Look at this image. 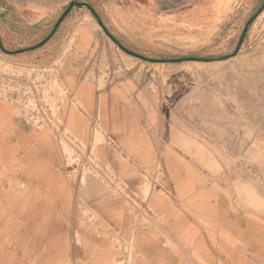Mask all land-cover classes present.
Returning <instances> with one entry per match:
<instances>
[{"label": "crops", "instance_id": "1", "mask_svg": "<svg viewBox=\"0 0 264 264\" xmlns=\"http://www.w3.org/2000/svg\"><path fill=\"white\" fill-rule=\"evenodd\" d=\"M69 20L41 46L48 21L32 34L15 31L23 28L18 22L13 29L3 26L9 29L8 41H19L5 49L22 52L1 53L25 68L47 67L61 59V81L79 104L62 107L64 127L83 137L87 117L97 119L105 137L99 146L100 165L109 166L132 196L146 174L161 170L164 186L157 191L163 196L138 202L140 209L130 213L119 200L104 196L91 177L83 183V174L67 166L56 139L15 121L13 109L5 105L11 111L0 140V264L67 259L72 264H110L113 240H129L133 232L134 264H264L261 219L237 211L229 193L210 185L212 178L195 161L169 145L160 148L151 132L161 123L144 101L139 74L111 77L101 90L88 78L90 69L110 54L104 36L82 27L75 40L78 54L62 58L72 32ZM141 213L149 227L139 224Z\"/></svg>", "mask_w": 264, "mask_h": 264}, {"label": "rangeland", "instance_id": "2", "mask_svg": "<svg viewBox=\"0 0 264 264\" xmlns=\"http://www.w3.org/2000/svg\"><path fill=\"white\" fill-rule=\"evenodd\" d=\"M72 1L91 6L118 44L145 60L125 53L112 42L86 8H73L62 21L70 18L72 26L62 58L78 54L75 40L77 33L84 31L82 27L100 32L110 54L90 69L88 78L96 81L101 90L109 78L137 72L144 101L161 123L151 132L160 148L169 145L195 161L212 178L208 180L210 185L223 188L237 211L258 216L264 228V0H0L3 48L19 44L8 41V30L16 22L23 28L15 31L32 34L48 21L46 39ZM3 26L9 29L4 31ZM233 53L232 58L218 62L187 60ZM0 60L18 63L1 51ZM55 64L59 68L61 59ZM5 105L14 111L0 99V140L11 111ZM92 119L96 122L94 132L89 123ZM14 120L19 122L15 117ZM86 124L83 137L65 126L81 149L59 145L62 156L79 153L83 157L90 152L98 159L99 146L105 143L104 131L92 117H87ZM40 132L54 137L49 129ZM1 152L0 148V167L4 162ZM105 169L112 175L109 166ZM82 177L83 183L86 177L97 181L104 196L119 200L132 214L140 209L138 202H147L153 195L163 196L157 191L158 186H164L161 170L143 177L136 196L129 193L121 179L115 183L117 190H113L103 179L85 174ZM89 212L98 220L93 211ZM143 216L146 217L139 214V224L149 227ZM133 233L129 240L119 236L113 240L110 264H134ZM56 264L72 263L67 259L57 260Z\"/></svg>", "mask_w": 264, "mask_h": 264}, {"label": "built area", "instance_id": "3", "mask_svg": "<svg viewBox=\"0 0 264 264\" xmlns=\"http://www.w3.org/2000/svg\"><path fill=\"white\" fill-rule=\"evenodd\" d=\"M0 99L14 108V117L36 131L49 129L58 144L71 149L80 148L77 139L66 132L61 116L62 107L70 103L78 107L67 87L61 81L56 64L47 67H18L0 60ZM92 132L96 130V122L89 121ZM82 147V146H81ZM81 149V148H80ZM70 170L80 174L91 175L103 179L113 189L118 181L100 165L96 156L87 153L65 155Z\"/></svg>", "mask_w": 264, "mask_h": 264}, {"label": "water", "instance_id": "4", "mask_svg": "<svg viewBox=\"0 0 264 264\" xmlns=\"http://www.w3.org/2000/svg\"><path fill=\"white\" fill-rule=\"evenodd\" d=\"M73 8H78V9H82V8H86L90 14L95 18V20L97 21L98 25L101 27V29L103 30V32L105 33V35L111 39L112 42H114L120 49H122L125 53L129 54V55H132V56H135L137 58H140L142 60H145L127 50H125L124 48H122L118 42L108 33V31L105 29V27L103 26L101 20L99 19V17L97 16V14L95 13V11L93 10V8L91 6H89L88 4H85V3H81V2H76V1H72L69 3V5L66 7V9L64 10L63 14L60 16V18L58 19V21L55 23L51 33L48 35V37L43 41L41 42L38 46H41L43 45L45 42H47L51 36L54 34V32L56 31V29L58 28V26L60 25V23L63 21V19L69 14V12L73 9ZM250 23V21L247 23L246 27L248 26V24ZM0 51L7 54V55H15V54H18L21 51H14V52H11V51H7L3 48L2 44H1V40H0ZM235 55V53L231 54V55H228V56H224V57H219V58H210V59H195V58H192V59H187L188 61H194V62H218V61H224V60H227V59H230L232 58L233 56ZM180 61H184L183 59L182 60H177L175 62H180Z\"/></svg>", "mask_w": 264, "mask_h": 264}]
</instances>
